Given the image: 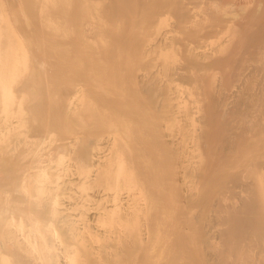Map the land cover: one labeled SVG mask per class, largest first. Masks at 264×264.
Returning <instances> with one entry per match:
<instances>
[{
    "label": "bare ground",
    "instance_id": "6f19581e",
    "mask_svg": "<svg viewBox=\"0 0 264 264\" xmlns=\"http://www.w3.org/2000/svg\"><path fill=\"white\" fill-rule=\"evenodd\" d=\"M175 32L196 37L180 59L190 87L172 72L164 94L173 132L182 119L195 131L182 140L157 123L145 79L128 75L175 50ZM76 129L89 150L73 169L113 190L92 216L71 192L61 199L82 182L62 168ZM186 148L204 172L188 201L172 171ZM212 193L216 264H264V0H0V264H201L194 210Z\"/></svg>",
    "mask_w": 264,
    "mask_h": 264
},
{
    "label": "rangeland",
    "instance_id": "374dc122",
    "mask_svg": "<svg viewBox=\"0 0 264 264\" xmlns=\"http://www.w3.org/2000/svg\"><path fill=\"white\" fill-rule=\"evenodd\" d=\"M194 17L198 21H201L202 24L208 23L207 21L209 20V19H207L204 8L196 10ZM175 22H176V18L173 16L172 13H169L166 16V25H164V27H168V25H169V29H174ZM162 28H163V25H160V26L156 25L151 31V42L154 45V47H155L156 42L160 36L159 30ZM220 34L223 35L224 33L222 32ZM191 36H193V37H191ZM195 38H196L195 34H193L191 32H188V33L175 32L174 38L172 37L173 46L175 47V50L167 49L165 53L153 52L149 56L150 59H149L148 64H145L144 67H138V68L130 71L128 74L129 76H133V77H136L137 79L141 80V82L143 81V79H145L144 85H142L146 91L145 98L148 101L149 107L154 112V114L157 116L156 117L157 123H159V121H160V123L163 124L165 129H167L169 132H172L174 134V136H173L174 139H178V140L186 139L189 136L194 135L195 131H193L190 128L188 121L186 119H182L176 123L177 132H173V129L169 125L170 114L172 115V112L169 111L168 109H165V103H166V100L164 97L165 87L166 86L168 87V84L171 81V76H173L175 78V81H176L175 87L176 88L178 86L182 87V88L183 87H186V88L190 87V81L188 80V75H189V73L187 71L188 69L184 67L183 62L180 59H181V55H183V51H182L183 47H185V45H187L188 41L195 39ZM214 38L212 40H214ZM181 41H182V44L180 43ZM174 53L178 54L177 56H175V59H173L171 57ZM172 72H173V74L171 75ZM207 73L213 74L212 68H208ZM211 97H212L211 95L208 96L209 99ZM198 99H199V97H198ZM203 101L204 102L200 104L201 110H203V106H205L207 104L206 100H203ZM166 112H168V113H166ZM224 122H226V121H224ZM225 126L226 125H223V129L225 128ZM225 130L227 131V127L225 128ZM74 131L76 132L75 135H77V137H78L77 143H75L76 145H73L72 152H67L65 154V156L63 157L62 168H64L66 170V173L68 171L67 174H71L73 172L72 174L78 175L77 178L80 181L81 177H79V174L77 173V171L75 169H73V168H75V164H77L75 161V157H77L79 155V153L81 154V152H84L86 149H88V146L84 142V132L82 131V129H76ZM108 135L109 134L104 133V134H101L100 137L103 141H105V139ZM224 148H225V146L221 147V149H224ZM92 151L96 152V151H99V149L98 150H92ZM198 155H199V151L194 149V148L184 149L183 155L179 154L177 156L178 164L174 165L173 169H172V171L175 174L178 189L182 193L183 198L186 201H188L189 199H191L193 197L192 195L195 193V191L197 189V188H194V186H196V187L198 186L199 182L201 181V179L203 178V175H204L203 174L204 173L203 172V166L200 165L199 169L196 168L197 164H195V161L198 159ZM185 164L186 165L191 164L193 169L194 168L196 169V170H193L194 173L190 174L189 176H185V174H184ZM71 169L75 170L76 173L74 171H71ZM76 169H77V167H76ZM72 174H71V177H69V175L68 176L66 175L65 177L72 179ZM73 177H76V176L73 175ZM77 178H74V180L76 179L75 180L76 182H77ZM71 179H67V180H71ZM81 180H82V182L78 181L79 183L77 182L78 184H76L72 179V181H70V183L74 182L77 185V187H76V185H74V183L73 184L71 183L69 186H67L68 188L62 189V192L65 191L66 194L62 195L63 197H61V199L63 198L62 201L64 200V202L66 201L68 203L70 202V200L73 201L72 199H69L70 192H71L72 196L74 195L75 197H78L77 198L78 200L80 198L81 201L85 202L84 209L86 210V208L89 207L90 209L87 208V212L89 213V215L92 216V213L95 212L96 208H98V206H99L97 204V203H99L97 201V198L102 197L103 198L102 200H105V198L108 195H110V193H112L113 190L106 189L105 187L100 185L99 182L98 183L94 182L93 185L91 186L92 181H91V184L88 182H86L87 184H85V182H83L84 178ZM80 183L84 184L86 188H84V190L80 191V193H79V192H77L78 188H80L81 186L84 187V185H81ZM73 186L76 187L77 189L74 188ZM118 191L121 192L122 197H126L125 190H118ZM131 192H132L131 196H133L134 198L139 199V200L142 198L143 193L141 192V189H139V188L132 189ZM67 193L69 196L67 195ZM83 193H87V195H83ZM62 194H64V193H62ZM66 195L68 196V198H66ZM214 195L215 194L212 193L209 196V199H210V206L209 207H207L206 209H203L202 207H200L199 209L195 208V210H194V214L197 217V221H196L197 227L194 231H192L194 233V236H195V238H193V240L196 242V244L199 245V248L201 251V253H200L201 264H216V261L214 260L212 254L209 253L210 251L208 249L209 246L215 242V239L213 238V229L214 228L212 227L213 221L216 218V216L212 212V204L214 203V200H215ZM86 196H88V199L86 198ZM70 198H71V196H70ZM67 199H68V201H67ZM94 200L97 201V203ZM91 203H93V204H91ZM95 203H96L97 207L94 205ZM64 205L68 206L66 203H64L63 206ZM93 205H94V208L96 207L95 211H93L94 210V208H92ZM88 213H87L86 217L88 216ZM142 214L143 213L140 212L139 214L134 216V220H133V218L131 220H133V222L138 221V223L143 222V218L141 217ZM131 223L126 222V223H124V225L128 229H130ZM125 226H121L123 231H124V229H126ZM142 227L144 229V226H142ZM60 231L61 232L63 231L62 227L60 228ZM123 231H121L119 233H123ZM86 240L83 243H81V245L85 244ZM90 241H92L94 244H97L98 246H100V250H104V248L106 247L107 244H111L110 241L103 242V245L98 244L95 240V237L89 238L88 243H90ZM130 242L133 245L135 243V240L130 241Z\"/></svg>",
    "mask_w": 264,
    "mask_h": 264
}]
</instances>
